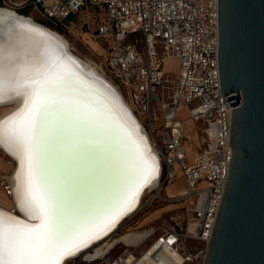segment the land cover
Segmentation results:
<instances>
[{
    "label": "built area",
    "instance_id": "obj_1",
    "mask_svg": "<svg viewBox=\"0 0 264 264\" xmlns=\"http://www.w3.org/2000/svg\"><path fill=\"white\" fill-rule=\"evenodd\" d=\"M0 4L15 11L35 9L54 26L68 27L67 19L76 17L69 21L74 25L84 12L89 18V9L104 15L90 35L103 52L105 69L147 130L159 156L161 175L151 192L179 204V225L149 233V244L140 252L132 244L126 245L120 254H106L94 264H131L153 247L179 254L183 264L198 260L204 264L205 253L189 250L185 242L194 239L208 245L232 150L226 142L234 108L221 93L218 77L217 0H51L49 4L44 0H0ZM81 26H88V20ZM170 57L179 62L176 77L162 72L163 60ZM186 105H191L188 119L201 124L200 145L192 162L187 155L184 120L177 117V111ZM160 119L163 124L155 129L152 122ZM177 168L182 171L186 191L175 197L160 196V188Z\"/></svg>",
    "mask_w": 264,
    "mask_h": 264
},
{
    "label": "snow or ice",
    "instance_id": "obj_2",
    "mask_svg": "<svg viewBox=\"0 0 264 264\" xmlns=\"http://www.w3.org/2000/svg\"><path fill=\"white\" fill-rule=\"evenodd\" d=\"M13 95L24 97L23 106L0 120V145L18 160V206L36 223L0 211V264H62L100 225L66 213L49 177L48 154L62 140L77 151H103L117 138L123 109L101 99L66 58L9 43L0 45V101ZM125 142L141 178L150 175L154 163L143 137L126 132Z\"/></svg>",
    "mask_w": 264,
    "mask_h": 264
},
{
    "label": "bare ground",
    "instance_id": "obj_3",
    "mask_svg": "<svg viewBox=\"0 0 264 264\" xmlns=\"http://www.w3.org/2000/svg\"><path fill=\"white\" fill-rule=\"evenodd\" d=\"M93 42L97 46V43ZM9 43H15L21 50L38 47L66 58L75 66L80 79L89 83L101 99L114 101L123 109L122 127L117 129V138L103 151L95 153L77 151L62 140L48 154L49 177L60 195L66 213L70 216L87 217L89 227L96 228L100 225L96 228L97 234L87 244H81L79 250L74 249L75 254L66 257L62 264L77 257L88 261L98 259L108 254L118 243L131 245L130 243L137 242L144 236L146 238L150 231L147 234L146 231L133 229L116 233L122 222L139 208L144 194L157 187L161 175L157 151L153 148L147 130L133 112L130 103L117 85L104 76L99 65L73 53L62 34L34 21L30 16L20 14L7 6H0V45ZM23 101V96L14 95L0 101V106L10 104L1 112L0 120L15 113L23 106ZM126 132H130L133 139L143 137L149 149L145 156L152 158L154 169L143 179L140 171L136 169L134 157L130 155L128 143H120V138L126 140ZM0 149L14 163L13 170L7 177L8 185L5 186L12 207L8 209L0 205V211L29 223H36L29 220L25 210L18 206L15 178L18 160L2 145ZM151 251L148 254L143 252L142 257L136 258L131 264H183L179 254L166 253L155 247ZM154 254H157L156 258H153Z\"/></svg>",
    "mask_w": 264,
    "mask_h": 264
},
{
    "label": "water",
    "instance_id": "obj_4",
    "mask_svg": "<svg viewBox=\"0 0 264 264\" xmlns=\"http://www.w3.org/2000/svg\"><path fill=\"white\" fill-rule=\"evenodd\" d=\"M217 29L232 150L204 264H264V0H217Z\"/></svg>",
    "mask_w": 264,
    "mask_h": 264
},
{
    "label": "rangeland",
    "instance_id": "obj_5",
    "mask_svg": "<svg viewBox=\"0 0 264 264\" xmlns=\"http://www.w3.org/2000/svg\"><path fill=\"white\" fill-rule=\"evenodd\" d=\"M50 2L51 0H44V3L46 4H49ZM0 6L3 5L0 4ZM89 10L90 12H92L89 18L87 17L85 12L80 13L78 15L79 21L74 23V25L68 24V27L63 26L60 31L56 30L52 23L42 18L35 9H25L17 12L23 15L30 16L34 21L41 23L62 34L68 41L74 54L84 60H91L95 64L99 65L103 71L104 76L107 79H111L115 83L112 75L104 67L102 50L97 47L98 45H95V43L93 42L95 41V39L90 35L91 30L94 29L96 21L100 16L103 17L104 15H99L97 13L98 11H92V9ZM86 19L88 20V26L82 28L81 24L83 23V20ZM178 69L179 62L176 58L170 57L163 60L162 72L164 75L168 74L171 77H176V75L178 74ZM7 105L0 106V114L4 109L10 106V104ZM190 107L191 105H186L183 108L179 109L177 111V117L184 120V126L188 136L187 155L189 162H192L196 154L195 151L198 145H200L198 128L201 124H196L195 122L188 119ZM162 124V119L152 122V125L155 129L160 128ZM13 167V161L9 157H7L5 153L0 149V189L3 191V195L5 198H9L6 194L5 186L8 185V183L6 182L7 177L13 170ZM167 186H170V194L167 191ZM186 189L187 186L182 175V171L180 168H177L170 181L168 183H164L158 193L163 197H175L176 195L186 191ZM6 202L7 203L3 202V204L0 205L10 209L12 207L10 199ZM179 214L180 209L178 203H175L172 200H161L158 197L157 193L149 192L144 194L143 199H141V205L139 206V208L122 222L116 233H121L126 230L129 231L133 229H135L136 231H146L147 234L149 233V231L150 233L152 231H155L157 233L164 227H176L177 225H179ZM149 241V238H146L138 245H133V248L136 252H140V249H144L149 244ZM185 245L189 250H193L196 252L202 251V254L205 253L206 255L207 246L200 241L189 239L185 242ZM125 246L126 245H124L123 243H118L108 252L107 255H118L124 250ZM104 258L105 255L101 256L95 261H88L84 260L83 258L77 257L75 259L68 260L65 264H94L95 262ZM190 264H200V260Z\"/></svg>",
    "mask_w": 264,
    "mask_h": 264
},
{
    "label": "crops",
    "instance_id": "obj_6",
    "mask_svg": "<svg viewBox=\"0 0 264 264\" xmlns=\"http://www.w3.org/2000/svg\"><path fill=\"white\" fill-rule=\"evenodd\" d=\"M169 188H170V186H167V191H168V193L170 194V189H169ZM168 189H169V190H168ZM7 200H9V198H5L4 195H3V191L0 189V204H3V202L7 203V202H6ZM144 238H145V236L142 237L140 240H142V239H144ZM140 240H138L137 242H139ZM137 242L130 243V244H133V245L135 246V245H138V244H139V243L137 244Z\"/></svg>",
    "mask_w": 264,
    "mask_h": 264
},
{
    "label": "trees",
    "instance_id": "obj_7",
    "mask_svg": "<svg viewBox=\"0 0 264 264\" xmlns=\"http://www.w3.org/2000/svg\"><path fill=\"white\" fill-rule=\"evenodd\" d=\"M76 19V17H69L68 19H67V21H66V23L65 24H69V21H73V20H75ZM62 27H63V25L62 24H57V25H55L54 26V28L56 29V30H58V31H60L61 29H62ZM65 27V26H64Z\"/></svg>",
    "mask_w": 264,
    "mask_h": 264
}]
</instances>
